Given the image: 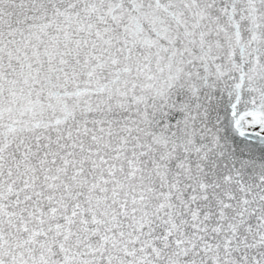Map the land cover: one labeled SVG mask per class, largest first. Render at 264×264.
I'll return each instance as SVG.
<instances>
[{
    "label": "snow or ice",
    "instance_id": "obj_1",
    "mask_svg": "<svg viewBox=\"0 0 264 264\" xmlns=\"http://www.w3.org/2000/svg\"><path fill=\"white\" fill-rule=\"evenodd\" d=\"M0 264H264V0H0Z\"/></svg>",
    "mask_w": 264,
    "mask_h": 264
}]
</instances>
